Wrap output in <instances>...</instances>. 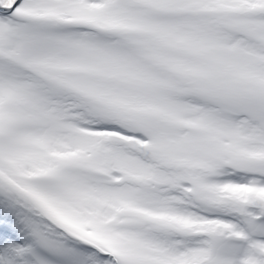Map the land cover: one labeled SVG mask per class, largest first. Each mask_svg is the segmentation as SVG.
Instances as JSON below:
<instances>
[{"label": "snow or ice", "instance_id": "obj_1", "mask_svg": "<svg viewBox=\"0 0 264 264\" xmlns=\"http://www.w3.org/2000/svg\"><path fill=\"white\" fill-rule=\"evenodd\" d=\"M0 264H264V0H0Z\"/></svg>", "mask_w": 264, "mask_h": 264}]
</instances>
